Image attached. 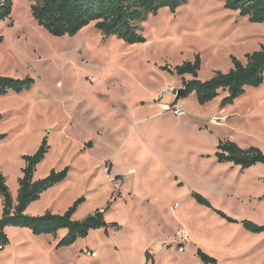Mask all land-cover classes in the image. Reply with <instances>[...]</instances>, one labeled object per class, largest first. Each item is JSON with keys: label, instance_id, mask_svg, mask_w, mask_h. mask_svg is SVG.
I'll list each match as a JSON object with an SVG mask.
<instances>
[{"label": "rangeland", "instance_id": "1", "mask_svg": "<svg viewBox=\"0 0 264 264\" xmlns=\"http://www.w3.org/2000/svg\"><path fill=\"white\" fill-rule=\"evenodd\" d=\"M11 1V18L0 20V76L35 80L29 91L0 97V134H7L0 142V168L13 199L22 156L33 155L48 138L50 151L36 180L54 169L71 171L27 214H64L85 197L75 215L82 220L115 196L106 220L120 228L92 231L58 249L66 231L54 238L8 227L11 243L0 252V264H147L146 252L149 264H197L193 243L179 252L177 226H186L194 238L207 234L204 247L218 264H264V234L255 237L241 224L191 206L196 192L233 219L264 224V202L257 199L264 195V166L242 172L215 157L224 140L264 151V84L247 88L225 107L224 92L205 106L193 93L178 103L187 113L182 117L166 110L176 98H157L167 85L182 88L183 79L163 67L200 55L202 81L227 73L231 56L245 62L246 54L264 45V24H252L216 0H187L176 13L162 9L149 15L140 25L146 41L128 44L106 38L93 25L75 36L55 37L38 25L30 0ZM2 213L0 198V218ZM170 237L176 241L164 245Z\"/></svg>", "mask_w": 264, "mask_h": 264}, {"label": "trees", "instance_id": "2", "mask_svg": "<svg viewBox=\"0 0 264 264\" xmlns=\"http://www.w3.org/2000/svg\"><path fill=\"white\" fill-rule=\"evenodd\" d=\"M32 2V16L40 27L55 37L75 36L84 28L91 25L106 38L116 37L128 44L144 43L140 25L149 15H157L162 9L176 13L187 0H30ZM223 3L224 9L236 12L240 17L252 24H264V0H216ZM13 13L11 0H0V20L10 19ZM4 37L0 34V44ZM233 67L229 72H215L214 76L206 81L199 78L202 68L200 55L193 62H185L175 68L163 67L164 71L181 77L183 96L185 99L195 93L197 102L205 106L226 93L221 106L234 104L243 96L247 88H259L264 84V45L260 50L245 55V62L235 56L230 57ZM190 76V80L185 77ZM35 80L27 77L23 79L0 76V97L14 92L21 94L29 91ZM3 116L0 114V122ZM7 138V134H0V142ZM50 151L48 138H45L39 149L33 155L22 156L24 167L19 179L18 196L14 201L12 192L0 168V198L3 204V213L0 218V252L11 243L6 232L8 227L29 229L33 235H50L57 238L59 232L66 231L59 240L57 248H66L74 245L80 239L89 237L92 231L110 228L118 229L117 223H108L106 213L111 209L113 201L108 202L105 209H98L82 220H76L75 215L80 206L86 202L85 197L76 200L64 214H54L50 211L43 215L31 216L28 208L39 201L42 195L62 184L69 177L71 168L61 171L52 170L50 174L40 180L35 179L38 166L46 159ZM215 157L218 163H231L246 171L253 166H264V151L255 146L243 148L231 140L220 141L216 148ZM110 171V169H109ZM264 182V177L262 178ZM182 187V184H179ZM191 197L197 204L211 209L220 218L231 224H241L252 234L264 233V225L250 220L238 221L229 217L223 211L217 210L203 195L192 192ZM197 256L203 264H218V261L201 249ZM146 261L151 260L150 253L146 252Z\"/></svg>", "mask_w": 264, "mask_h": 264}, {"label": "crops", "instance_id": "3", "mask_svg": "<svg viewBox=\"0 0 264 264\" xmlns=\"http://www.w3.org/2000/svg\"><path fill=\"white\" fill-rule=\"evenodd\" d=\"M212 78V77H211ZM250 147V146H249ZM246 148H248V147H246ZM43 163V162H42ZM41 163V164H42ZM40 164V165H41ZM39 165V166H40ZM38 166V167H39ZM247 171V170H246ZM243 172H245V171H243ZM35 179H36V177H35ZM179 184H182V183H179ZM178 184V185H179ZM58 186V185H57ZM182 186H183V184H182ZM178 187V186H177ZM184 187V186H183ZM179 188H182V187H179ZM192 192V190L190 191V193ZM258 200H261V199H263L262 201L264 202V195H262L261 197H258L257 198ZM262 201H260V202H262ZM175 205H177V204H175ZM174 205V206H175ZM212 205H213V207L214 208H216V206L212 203ZM173 206V207H174ZM191 206L195 209V210H197V211H199V212H204V213H206L208 216H217V218H220L217 214H215L211 209H209V208H206V207H204V206H201V205H199V204H197L196 202H195V200H193V198H192V200H191ZM179 208V207H178ZM173 209V208H172ZM178 210V209H177ZM176 210V211H177ZM217 210H219V209H217ZM173 211V210H172ZM176 211H173V213L175 212L176 213ZM221 219V218H220ZM238 221H242V220H238ZM179 222H182V214L180 215V216H177L176 215V224H178ZM118 225H119V223H117ZM260 225H264V224H260ZM122 226V225H121ZM182 232V233H181ZM177 236L178 237H180V244L182 245L181 247H184V249H185V251H186V242L188 241V242H191V243H193L194 244V246H195V251L197 252V250L198 249H201L202 251H204V252H206V254H207V248H205L204 246H205V244L204 243H207V241H208V239L210 238V237H208V235L207 234H205L204 232H201V234H200V236L198 237V238H194V236H192V234H191V232L189 231V229L186 227V226H184V228H182V229H179V226H177ZM262 234H264V233H262ZM65 235V234H64ZM254 235V234H253ZM177 236H175L176 238H177ZM255 237H259L258 235H254ZM185 237V238H184ZM173 238V237H172ZM259 238H262V237H259ZM193 240V241H192ZM176 240L173 238V240H171V237L167 240V241H164L163 242V244L165 245H172V243H174ZM183 244H185V245H183ZM178 246H180V245H178ZM185 251H184V253H185ZM149 253V252H148ZM210 256V255H209ZM145 260H146V258H145ZM151 261V260H150ZM149 261V262H150ZM200 263H202L200 260H198L197 261V264H200ZM147 264H149L148 262H147Z\"/></svg>", "mask_w": 264, "mask_h": 264}, {"label": "built area", "instance_id": "4", "mask_svg": "<svg viewBox=\"0 0 264 264\" xmlns=\"http://www.w3.org/2000/svg\"><path fill=\"white\" fill-rule=\"evenodd\" d=\"M172 96L174 98H176L177 96V88L174 87V86H171V85H167L165 88H163L157 95V98L160 100V99H164L166 96ZM179 104L177 105H172L170 108H167L166 110L168 112H172L174 116H177V117H182V116H185L187 113L184 109L180 108V106H178ZM179 205H175L173 207V211H176L178 209ZM178 250L180 253H184L185 249L184 247H181V246H178ZM89 256H94V257H97V253L96 252H89L88 253ZM200 264H203V263H200Z\"/></svg>", "mask_w": 264, "mask_h": 264}, {"label": "water", "instance_id": "5", "mask_svg": "<svg viewBox=\"0 0 264 264\" xmlns=\"http://www.w3.org/2000/svg\"><path fill=\"white\" fill-rule=\"evenodd\" d=\"M183 96V89L181 88L180 90H178L177 92V96H176V99H175V102H174V105H177L179 103V101L181 100Z\"/></svg>", "mask_w": 264, "mask_h": 264}, {"label": "bare ground", "instance_id": "6", "mask_svg": "<svg viewBox=\"0 0 264 264\" xmlns=\"http://www.w3.org/2000/svg\"><path fill=\"white\" fill-rule=\"evenodd\" d=\"M134 173H135V171L132 172V174H134Z\"/></svg>", "mask_w": 264, "mask_h": 264}]
</instances>
